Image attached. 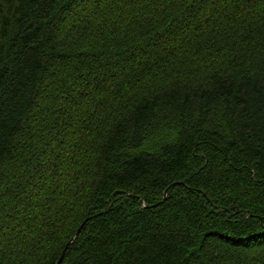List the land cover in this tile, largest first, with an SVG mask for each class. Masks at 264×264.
Listing matches in <instances>:
<instances>
[{"label":"trees","instance_id":"obj_1","mask_svg":"<svg viewBox=\"0 0 264 264\" xmlns=\"http://www.w3.org/2000/svg\"><path fill=\"white\" fill-rule=\"evenodd\" d=\"M63 252L264 264V0H0V264Z\"/></svg>","mask_w":264,"mask_h":264},{"label":"water","instance_id":"obj_2","mask_svg":"<svg viewBox=\"0 0 264 264\" xmlns=\"http://www.w3.org/2000/svg\"><path fill=\"white\" fill-rule=\"evenodd\" d=\"M79 232H80V229H78V231L76 232V236L79 234ZM63 256H64V252H63L62 256L60 257V259L58 260L57 264H61V261L63 259Z\"/></svg>","mask_w":264,"mask_h":264}]
</instances>
